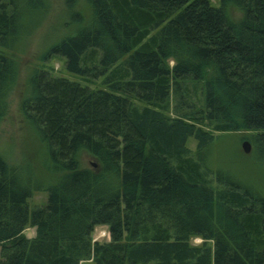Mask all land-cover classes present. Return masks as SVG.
Wrapping results in <instances>:
<instances>
[{
  "label": "trees",
  "instance_id": "16d2710c",
  "mask_svg": "<svg viewBox=\"0 0 264 264\" xmlns=\"http://www.w3.org/2000/svg\"><path fill=\"white\" fill-rule=\"evenodd\" d=\"M87 1L89 20L77 15L43 57L104 87L32 71L21 109L55 179L34 182L0 155V264H264V195L199 155L214 132L243 129L264 163V0ZM38 3L0 0V47ZM17 72L0 53V119ZM99 226L107 242L92 240Z\"/></svg>",
  "mask_w": 264,
  "mask_h": 264
},
{
  "label": "rangeland",
  "instance_id": "374dc122",
  "mask_svg": "<svg viewBox=\"0 0 264 264\" xmlns=\"http://www.w3.org/2000/svg\"><path fill=\"white\" fill-rule=\"evenodd\" d=\"M217 5V0H212ZM40 7L35 12L21 18L20 23H26L19 38L11 47H0V53L14 60L17 64V77L5 98V114L0 119V155L10 166L17 169L23 177L38 181L43 185L51 184L55 177L48 172V162L43 144L33 128L25 120L21 104L29 94V77L33 70L45 68L56 76L87 83L91 87L102 88L101 79H81L64 69V63L58 56L46 51L62 38L76 33L79 29L77 15L82 17V24L89 20L91 9L87 0H39ZM169 63L172 65L173 60ZM214 139L206 150L199 153L209 170L221 171L230 176L244 187L251 188L264 195V163L258 161L250 140V131L214 132ZM248 141L251 149L248 154L243 152L242 143ZM187 147L191 153H196L197 142L189 137ZM198 155V156H199ZM81 168L96 169V160L86 153L79 157ZM47 199L43 190L33 191L28 207L42 206ZM27 238L35 235V228L24 230ZM94 242L109 240L106 227H96L92 234ZM192 246H201L202 240L193 237ZM86 264V263H85Z\"/></svg>",
  "mask_w": 264,
  "mask_h": 264
},
{
  "label": "water",
  "instance_id": "95a60500",
  "mask_svg": "<svg viewBox=\"0 0 264 264\" xmlns=\"http://www.w3.org/2000/svg\"><path fill=\"white\" fill-rule=\"evenodd\" d=\"M242 149H243V152L248 154L250 152V149H251V144L248 142V141H243L242 143Z\"/></svg>",
  "mask_w": 264,
  "mask_h": 264
}]
</instances>
